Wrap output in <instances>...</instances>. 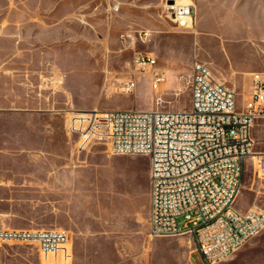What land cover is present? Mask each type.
Instances as JSON below:
<instances>
[{"label":"rangeland","instance_id":"rangeland-1","mask_svg":"<svg viewBox=\"0 0 264 264\" xmlns=\"http://www.w3.org/2000/svg\"><path fill=\"white\" fill-rule=\"evenodd\" d=\"M178 1L196 5L195 33L179 30L162 18L166 0H0V34L6 38L2 48L37 49L33 58L26 53L29 65L21 75H28L26 79L32 84H41L44 92H60V84H65L69 73L61 64L71 60L72 72L78 74L75 83L81 84L86 94L84 110L189 109L192 65L196 61L208 65L215 78L235 88L241 108L250 91L248 78L241 70L264 62V0ZM139 52L155 54L166 81L155 91L147 78L139 77L136 91L123 94L121 86L133 77L131 66ZM70 116L68 113V121ZM256 123L254 151L264 152V121ZM59 145L52 139L54 161L65 159ZM74 150L80 160L98 166L103 198H119L121 205L115 202L112 214L116 216L119 210L121 214L131 212L147 224L148 199H134L132 179L135 172L149 171V158L111 155L97 142L83 149L78 145ZM110 181H118L113 183V190L108 185ZM33 190L32 187L23 193L16 185L0 181V227L65 230V217L49 214L50 206L38 201L40 194ZM236 205L244 211H264V173L257 172L251 158ZM57 207L63 209L64 204ZM111 211L103 207L100 215H112ZM152 242V250L147 249L145 254L153 264H199L189 236L153 238ZM149 243L146 239L147 247ZM64 247L69 249V257L60 253L46 255L32 245H2L0 264H44L46 258L51 263L56 259L70 260V241ZM128 252L131 262L143 254L140 245ZM241 253L244 255L239 259ZM221 264H264V230Z\"/></svg>","mask_w":264,"mask_h":264},{"label":"built area","instance_id":"built-area-1","mask_svg":"<svg viewBox=\"0 0 264 264\" xmlns=\"http://www.w3.org/2000/svg\"><path fill=\"white\" fill-rule=\"evenodd\" d=\"M161 16L179 30L194 31L192 3L166 0ZM131 71L123 94L136 91L139 77L155 91L166 81L150 52L137 53ZM190 86L189 109L74 110L68 128L82 149L97 142L111 155L147 156L152 238L189 236L199 264H221L264 230V211L236 205L248 160L264 173V152L254 151L253 139L256 122L264 121V73L252 75L241 108L235 88L217 80L205 63H193ZM69 241L65 230L0 227V247L32 245L55 255L64 253Z\"/></svg>","mask_w":264,"mask_h":264},{"label":"crops","instance_id":"crops-1","mask_svg":"<svg viewBox=\"0 0 264 264\" xmlns=\"http://www.w3.org/2000/svg\"><path fill=\"white\" fill-rule=\"evenodd\" d=\"M190 3L196 9V25L197 7ZM5 39L0 34V181L16 185L23 193L33 187L40 194L38 201L50 206L49 214L65 217V230L70 234V260L56 259L51 263L46 258L44 264H153L145 254L153 247L150 215L147 224L131 212L121 214L119 210L114 216L115 202L121 205L119 198L115 201L103 198L98 166L80 160L75 153L79 137L69 132L67 114L85 109L86 94L81 84L75 83L78 74L72 72V61L61 64L69 73L65 84H60V92L53 88L44 92L41 84H32L26 79L28 75H21L29 65L26 53L33 58L37 49L7 50L2 48ZM260 70H264V62L259 67L245 66L241 73L251 85L254 73H264ZM52 139L60 144L64 160H52ZM132 182L134 199H148L150 213L149 171L135 172ZM113 183L118 181L108 183L111 190ZM57 204H64V208H58ZM106 206L112 209V215H100V209ZM146 239L150 242L148 247ZM139 245L143 254L131 262L128 250ZM63 250L69 253L68 248ZM64 253L60 254L66 256Z\"/></svg>","mask_w":264,"mask_h":264},{"label":"bare ground","instance_id":"bare-ground-1","mask_svg":"<svg viewBox=\"0 0 264 264\" xmlns=\"http://www.w3.org/2000/svg\"><path fill=\"white\" fill-rule=\"evenodd\" d=\"M178 1V0H177ZM184 1V0H183ZM179 2H181V1H179ZM182 3H184V2H182ZM189 4V3H188ZM195 33V32H194ZM237 93V92H236ZM240 195V194H239ZM237 202V201H236Z\"/></svg>","mask_w":264,"mask_h":264}]
</instances>
